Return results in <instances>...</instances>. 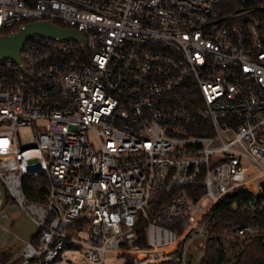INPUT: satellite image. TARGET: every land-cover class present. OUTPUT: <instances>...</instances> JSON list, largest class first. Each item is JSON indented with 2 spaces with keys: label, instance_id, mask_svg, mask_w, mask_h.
I'll return each mask as SVG.
<instances>
[{
  "label": "built area",
  "instance_id": "1",
  "mask_svg": "<svg viewBox=\"0 0 264 264\" xmlns=\"http://www.w3.org/2000/svg\"><path fill=\"white\" fill-rule=\"evenodd\" d=\"M231 5L0 0V35L49 20L84 37H36L18 64L0 62V197L38 234L18 264L54 263L64 249H84L93 264L106 253L200 264L206 219L238 189L249 198L233 209L254 212V226L221 239L264 238V40L248 16L254 9ZM25 129L31 144L19 139ZM25 178L41 179L42 199L27 198ZM140 222L144 248L133 245Z\"/></svg>",
  "mask_w": 264,
  "mask_h": 264
},
{
  "label": "trees",
  "instance_id": "2",
  "mask_svg": "<svg viewBox=\"0 0 264 264\" xmlns=\"http://www.w3.org/2000/svg\"><path fill=\"white\" fill-rule=\"evenodd\" d=\"M226 4H232L229 10L241 8H253L254 11L248 16L254 17L260 37L264 40V0H247L243 5L233 0H224ZM228 10V11H229ZM227 13V12H225ZM247 21V20H245ZM60 26H63L59 23ZM245 26V22L243 23ZM41 179L25 178L23 180V189L28 199L38 201L44 197V193L39 186ZM176 190L170 192L161 191L155 197L151 207L159 209L167 204L173 197ZM249 195L241 190H235L222 200H220L212 209L210 216L206 219L208 225V240L203 252L200 264H264V238H259L253 243H238L236 241H224L221 236L224 230L232 227H238L251 222L254 226V212L246 213L240 209L234 210V203L242 204L247 201ZM9 199L6 198V204ZM258 222L259 228L264 227V214H260ZM38 234L36 233L30 241L36 243ZM134 246L144 248L147 246L144 223L140 222L137 230V238L133 242ZM138 254L137 256H140ZM59 258V257H58ZM58 258L56 260H58ZM140 258V257H139ZM11 259L10 252L2 251L0 253V264H5ZM19 261L11 262L18 264ZM127 264H132L127 262Z\"/></svg>",
  "mask_w": 264,
  "mask_h": 264
},
{
  "label": "rangeland",
  "instance_id": "3",
  "mask_svg": "<svg viewBox=\"0 0 264 264\" xmlns=\"http://www.w3.org/2000/svg\"><path fill=\"white\" fill-rule=\"evenodd\" d=\"M43 123H39L38 126H42ZM19 139L22 144H31L33 142V136L30 130H23L19 133ZM89 139L96 143L93 136H89ZM257 171L255 170L254 173ZM1 204V197H0ZM206 205V201L203 202ZM5 210L9 211V218L4 220L0 217V252L6 250L10 252L13 261L20 260L18 256L23 243L27 239L36 233L35 226L19 211L16 207L8 201L5 206ZM17 215V216H16ZM7 224V225H6ZM80 239H85L86 236L80 233L78 236ZM169 259L167 255H151L143 260H137L132 257L119 256L116 254L106 253L102 264H164ZM10 262V261H9ZM9 262L7 264H9ZM36 264V263H30ZM50 264H93L87 261L84 249L70 250L64 249L54 263Z\"/></svg>",
  "mask_w": 264,
  "mask_h": 264
},
{
  "label": "water",
  "instance_id": "4",
  "mask_svg": "<svg viewBox=\"0 0 264 264\" xmlns=\"http://www.w3.org/2000/svg\"><path fill=\"white\" fill-rule=\"evenodd\" d=\"M36 37L57 42L75 40L84 43V37L75 30L62 28L49 20L31 22L20 27L14 33L0 35V62L11 60L18 64L20 61L19 54L23 45ZM5 202L6 195L2 191L0 210ZM237 207V203L232 205L234 209Z\"/></svg>",
  "mask_w": 264,
  "mask_h": 264
},
{
  "label": "crops",
  "instance_id": "5",
  "mask_svg": "<svg viewBox=\"0 0 264 264\" xmlns=\"http://www.w3.org/2000/svg\"><path fill=\"white\" fill-rule=\"evenodd\" d=\"M16 216H17V215H16ZM6 225H7V224H6ZM36 233H37V231H36ZM36 233H34L33 235H31V236L27 239V241L30 240V239H31ZM3 251H6V250H3ZM8 251H9V250H8ZM1 252H2V251H1ZM1 252H0V253H1ZM18 254H19V253H18ZM10 255H11V254H10ZM9 261L12 262L13 259L11 258ZM9 261H7V263H8ZM10 262H9V263H10ZM7 263H5V264H7Z\"/></svg>",
  "mask_w": 264,
  "mask_h": 264
}]
</instances>
